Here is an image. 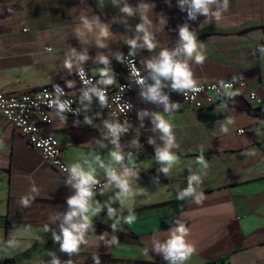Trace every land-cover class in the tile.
<instances>
[{
	"label": "crops",
	"instance_id": "1",
	"mask_svg": "<svg viewBox=\"0 0 264 264\" xmlns=\"http://www.w3.org/2000/svg\"><path fill=\"white\" fill-rule=\"evenodd\" d=\"M208 7L205 15L192 0H0V90L22 94L60 82L76 95L79 67L115 85L125 78V52L153 78L149 65L167 51L187 64L193 81L240 74L264 97V0H215ZM184 27L195 38L192 57L183 52ZM132 99L135 123L121 124L117 134L106 131L108 115L97 101L82 105L78 117L46 110L49 121L40 125L72 168L108 181L89 202L87 227L71 253L61 245L73 184L0 116V264H55L56 237L60 264H173L164 246L179 226L192 251L175 264H264V117L247 91L229 90L203 109L176 97ZM161 119L167 134L157 126ZM133 141L157 151L131 153ZM164 149L171 162L158 159ZM112 170L126 180L128 195L111 180Z\"/></svg>",
	"mask_w": 264,
	"mask_h": 264
},
{
	"label": "built area",
	"instance_id": "2",
	"mask_svg": "<svg viewBox=\"0 0 264 264\" xmlns=\"http://www.w3.org/2000/svg\"><path fill=\"white\" fill-rule=\"evenodd\" d=\"M177 27L170 26V31ZM47 47V50H50ZM125 78L115 85L99 83L95 75L87 68L79 67L75 76L80 83V90L76 95H69L60 82L44 84L38 89L22 94L7 93L0 90V116H3L17 131L27 139L28 146L37 150L43 162L55 168L67 181L73 184L77 194V179L72 173V167L66 162L64 148L52 135L41 132L40 125L49 121L46 110H56L64 115L78 117L81 115V106L97 101L108 115L106 131L114 134L109 125H133L136 120L134 95L148 94L149 89L156 86V79L146 72L139 64L136 56L125 52L120 57ZM156 100L167 97H176L185 105L194 109L209 108L218 104L226 97L229 90H246L247 97L255 110L264 117V97L242 75H234L225 79L194 82L193 89H174L173 80H160ZM229 86V87H226ZM98 93H103L105 100L102 103ZM152 97V96H151ZM60 105H64L61 110ZM39 114V117L36 115ZM240 133L244 129H239ZM133 153V152H131ZM114 171V170H112ZM96 183L91 185L92 195L88 203L104 188L108 181L94 177ZM61 239L54 241L58 255L54 263H61Z\"/></svg>",
	"mask_w": 264,
	"mask_h": 264
},
{
	"label": "clouds",
	"instance_id": "3",
	"mask_svg": "<svg viewBox=\"0 0 264 264\" xmlns=\"http://www.w3.org/2000/svg\"><path fill=\"white\" fill-rule=\"evenodd\" d=\"M214 2L215 0H192V8L196 11H201L205 15H207L209 12L208 6ZM125 11L130 12V9H125ZM101 35H107L106 31H102ZM180 36L182 38V41L184 42L183 52L186 54V56L192 57L193 53L196 52L197 47L193 34L188 31L187 27H184L180 30ZM131 43L133 44V46L135 45L134 41H132ZM145 43L148 45L149 49L153 47L147 34L145 35ZM160 56L161 58L158 63L149 65V67H151L153 69V72L156 74L153 77L154 79H156V76L171 78L173 80L172 87L174 89H193L194 91L197 90L194 88V82L191 78V73L188 70L186 63L174 61L172 55H170L167 51H162ZM196 61L197 63H202L203 57L197 54ZM104 83L111 84L112 80H105ZM159 84V79H156V86L151 87L149 89L152 98H156L159 95ZM226 87L229 86L226 85ZM98 95L100 96L101 102L103 103L105 100L104 94L98 93ZM60 108L61 110H63L64 105H60ZM157 126L164 133H168V125L162 119L160 120V123ZM109 127L111 128L114 134H117L119 131L122 130L119 125H109ZM113 156L117 161L121 159V157L116 153H113ZM158 159L160 161L171 162L174 157L167 149H164L158 152ZM163 171L167 172V169L165 168L163 169ZM72 173L77 179V184L75 185V187L77 188V194L68 200L69 205L73 207V211H71L65 217V221L68 224V227L62 226L63 243L61 245L62 251L68 253L77 250L78 243L82 238L84 230L87 227L88 217L83 216V214L88 212L89 210L88 201L92 195L91 185L96 183L94 176L91 173H85L79 168L75 167L72 169ZM109 176L111 180L116 181L117 186L121 189L122 194H124L125 196L129 194V188L126 180L121 179V177L117 176L114 171H109ZM113 211V209L109 208L110 214ZM78 215L83 216L84 222L72 223L73 217ZM176 233L179 234L177 235ZM184 234L185 228L183 226L177 227L175 233H173L172 238L164 246V251L167 253L166 258H171L173 264H175L176 260H184L191 254L192 249L187 247L184 242ZM56 239H60V237H56ZM55 264H59V262L57 261L55 262Z\"/></svg>",
	"mask_w": 264,
	"mask_h": 264
},
{
	"label": "trees",
	"instance_id": "4",
	"mask_svg": "<svg viewBox=\"0 0 264 264\" xmlns=\"http://www.w3.org/2000/svg\"><path fill=\"white\" fill-rule=\"evenodd\" d=\"M141 141H133L131 143L128 144V149L132 150L133 153L137 152L139 154H155L156 153V149L153 148V146L148 143L147 145V149L144 151L140 145ZM151 172L155 173V174H159L162 176V172L161 171H154L152 170Z\"/></svg>",
	"mask_w": 264,
	"mask_h": 264
}]
</instances>
